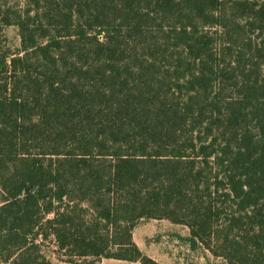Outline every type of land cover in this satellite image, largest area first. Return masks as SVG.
Here are the masks:
<instances>
[{
    "label": "trees",
    "instance_id": "trees-1",
    "mask_svg": "<svg viewBox=\"0 0 264 264\" xmlns=\"http://www.w3.org/2000/svg\"><path fill=\"white\" fill-rule=\"evenodd\" d=\"M10 26L0 264H164L148 219L264 264V0H0Z\"/></svg>",
    "mask_w": 264,
    "mask_h": 264
},
{
    "label": "crops",
    "instance_id": "crops-1",
    "mask_svg": "<svg viewBox=\"0 0 264 264\" xmlns=\"http://www.w3.org/2000/svg\"><path fill=\"white\" fill-rule=\"evenodd\" d=\"M133 241L143 253L164 264H225L210 254L201 244L200 249L189 247V229L166 219L140 220L132 232ZM187 243V244H186ZM56 264H72L59 262ZM99 264H134L126 260L103 258Z\"/></svg>",
    "mask_w": 264,
    "mask_h": 264
},
{
    "label": "rangeland",
    "instance_id": "rangeland-1",
    "mask_svg": "<svg viewBox=\"0 0 264 264\" xmlns=\"http://www.w3.org/2000/svg\"><path fill=\"white\" fill-rule=\"evenodd\" d=\"M0 37H2V38L5 37L6 45L11 47L12 49L17 47L19 44V40H18V36H17V30L13 26L5 28L3 31V34ZM4 42H5V40H4ZM187 243H188L189 247H192L193 249H200L199 246H197L195 243H193L191 241L187 242ZM50 257L52 258L51 260L54 263H57V260L52 255H50ZM222 263H217V264H222Z\"/></svg>",
    "mask_w": 264,
    "mask_h": 264
}]
</instances>
